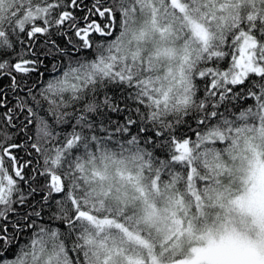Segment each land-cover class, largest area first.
I'll list each match as a JSON object with an SVG mask.
<instances>
[{
    "label": "snow or ice",
    "instance_id": "snow-or-ice-1",
    "mask_svg": "<svg viewBox=\"0 0 264 264\" xmlns=\"http://www.w3.org/2000/svg\"><path fill=\"white\" fill-rule=\"evenodd\" d=\"M0 264H264V0H0Z\"/></svg>",
    "mask_w": 264,
    "mask_h": 264
}]
</instances>
